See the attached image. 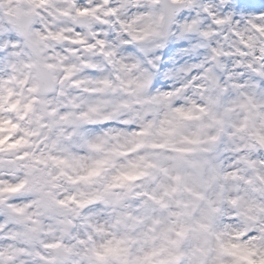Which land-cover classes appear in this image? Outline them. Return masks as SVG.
<instances>
[{
  "label": "clouds",
  "instance_id": "obj_1",
  "mask_svg": "<svg viewBox=\"0 0 264 264\" xmlns=\"http://www.w3.org/2000/svg\"><path fill=\"white\" fill-rule=\"evenodd\" d=\"M0 264H264V0H0Z\"/></svg>",
  "mask_w": 264,
  "mask_h": 264
}]
</instances>
